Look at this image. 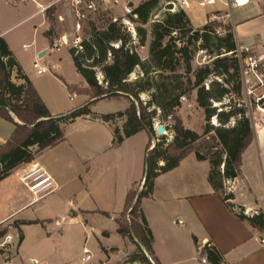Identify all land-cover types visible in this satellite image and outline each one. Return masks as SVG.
Listing matches in <instances>:
<instances>
[{"label":"trees","instance_id":"trees-1","mask_svg":"<svg viewBox=\"0 0 264 264\" xmlns=\"http://www.w3.org/2000/svg\"><path fill=\"white\" fill-rule=\"evenodd\" d=\"M171 0H146L134 7L133 15L128 19L133 23L147 26L153 13L164 7L166 14L154 21L150 31L135 28L136 40L122 24L121 20L113 22L106 13L98 14L107 20V27L99 30L95 22L89 20L85 38L69 50L76 72L83 78L87 87L69 85L63 78L71 98L86 97L87 102L72 110L67 115L53 116L43 102L33 83L24 74L7 42L0 38V118L11 122L15 130L10 139L0 147V182L8 178L21 165L30 164L35 156L46 149L57 146L65 139V128L83 117L99 118L104 122H115L126 119L121 131L115 129V145L130 138L146 128L154 133L156 121H164L169 115L174 117L173 139H158L151 149V140L147 146L146 171L142 191L133 185L128 192L124 210L116 219L118 233L128 237L137 249L128 256L124 264H161L155 256L154 238L143 214L142 200L150 198L155 189V180L179 167L180 163L191 153L197 160L209 161L211 170L209 183L215 193L237 214L239 219L251 227L264 232V214L247 216L243 209L236 212L231 204L232 194L225 195L228 181L242 177L243 154L255 138L253 120L248 116L244 104H239L242 95L241 64L238 58V46L231 27H225V35L216 34V22L207 23L198 35L192 28L185 11L178 9L172 12ZM55 6L46 11V20H54ZM149 58L143 60L138 52V45L144 47L148 37ZM50 48H54V33L49 28L44 33ZM212 37L217 43L214 51L217 58L213 62L192 68V51L196 43L202 41L209 48ZM251 55L243 52L242 56ZM184 66L185 74H178ZM140 70V77L130 81V77ZM15 79L23 83L17 84ZM192 75L191 77L189 75ZM215 77L216 79H212ZM210 81L206 88L205 83ZM196 91V102L203 111L206 125L204 134L186 129L182 120L175 116L181 107L180 98ZM142 94H148V102L141 100ZM125 99L129 107L125 112L104 116L95 115L91 108L101 101ZM228 99L229 110L218 111L215 104ZM237 99V100H236ZM223 107L225 105H222ZM226 109V108H225ZM248 109V108H247ZM160 111V114H159ZM216 118L219 126L210 125ZM16 120L18 122H16ZM232 125V126H231ZM214 136H211V135ZM217 142L225 153L223 159L218 153L209 157L195 148L198 142L210 151L214 148L210 142ZM212 142V143H213ZM223 166V169H221ZM104 216H109L103 213ZM129 220H128V218ZM15 228L20 232V245L23 234L20 226L43 225L44 222H17ZM205 246L210 264H224L222 254L214 247ZM152 260H149V255Z\"/></svg>","mask_w":264,"mask_h":264},{"label":"crops","instance_id":"crops-1","mask_svg":"<svg viewBox=\"0 0 264 264\" xmlns=\"http://www.w3.org/2000/svg\"><path fill=\"white\" fill-rule=\"evenodd\" d=\"M31 1L37 4L38 10L30 18L42 17L41 24L45 23V26L41 33L44 37L48 30L46 13L41 10L44 7L39 0ZM219 1L222 2L217 0L216 3ZM236 4L238 0L229 6L227 17L237 46L248 50L251 56L259 58L264 65V0H248L244 6ZM193 5L197 3L192 2V8ZM191 7L184 11L191 10ZM5 33L0 31V38L7 42L24 74L53 116L67 115L87 102L88 99L84 97L85 101L80 105L66 106L59 98L57 89H61L67 95L66 98H72L60 80L63 78L67 81L59 73V65L54 64L50 69L43 67L48 72L39 75L32 64L26 66L22 63ZM51 51L46 39L44 47L37 50L33 61L40 56L44 58ZM13 79L17 84L23 83L15 79V74ZM102 102L105 101L91 108L97 116L125 112L129 107L126 101L123 110L99 112L97 106ZM191 103L197 106L196 97ZM183 109L188 108L185 106ZM177 116L186 129L200 135L194 127L193 117L198 119L202 128L204 114L201 109L190 118L185 111L177 113ZM125 121L119 119L107 123L99 118H79L66 126L63 142L37 154L32 163L21 165L19 168L38 164L55 182L56 189L39 202L22 186L20 180V184H14L13 177H18L16 170L19 168L0 182V229L9 225L11 227L13 222H44L43 225L20 226L23 242L17 255L7 261L6 255L0 254V264H20V250L26 240L25 228L40 226L47 230L59 222L65 225L75 222L88 233L86 242L90 239L92 245L89 249L91 264L117 263L123 256L128 257L135 252L136 245L118 233L116 219L124 210L132 186L142 188L147 168V146L150 140L151 147L155 142L147 131H142L124 139L122 144L115 145V129L118 128L123 135ZM253 128L255 138L242 157V177L226 185L234 196L231 204L237 210L243 209L247 216L261 212L264 214V116L260 121L257 118L254 120ZM14 130L15 126L11 122L0 118V147L10 139ZM210 170L209 161H199L195 153H191L179 167L159 176L155 180L153 195L142 200L141 208L154 238L155 256L161 264H199L200 250L210 244L222 254L224 264H264V248L260 243L264 239V232L241 221L221 195L215 193L209 183ZM50 196L53 197L52 201L37 208ZM41 211L54 212L56 215L54 219L46 218L39 215ZM93 224L99 229L94 228ZM11 236L14 241L18 238L15 233ZM47 236L52 234L47 232ZM61 236L64 237V234ZM84 258L82 252L79 264H88L83 262ZM32 261L37 262L35 259Z\"/></svg>","mask_w":264,"mask_h":264},{"label":"rangeland","instance_id":"rangeland-1","mask_svg":"<svg viewBox=\"0 0 264 264\" xmlns=\"http://www.w3.org/2000/svg\"><path fill=\"white\" fill-rule=\"evenodd\" d=\"M55 0H39L40 4L46 8ZM143 1L146 0H132L133 6L140 5ZM191 3L193 0H190ZM224 3V4H223ZM235 0H222V2L216 3V5L212 7H200L194 6L191 10L186 12L189 20L191 21V25L195 33L198 35L201 34L200 30L210 22H216L219 27H216V34L220 36L225 35V27H231L230 20L227 17L229 14V5H233ZM110 7V5H108ZM38 10V6L34 1L31 0H0V31L6 32L5 36L8 40L11 41L13 44L14 49L17 51L19 59L22 63L26 66L33 65L34 63V56L37 50H41L44 47L46 39L42 35L43 27L45 26L42 23V17H34L30 18L35 11ZM46 13V11H45ZM112 14L117 17H122L123 13L120 11L119 8H114L112 10ZM166 14V10L164 7L158 8L152 17L151 22L147 26H142L140 23L134 24L135 28H145L150 31V27L154 21L162 19V17ZM46 15V14H45ZM190 16L192 17L193 21L191 20ZM54 20L52 23L47 22V29L52 28L54 33V48H52L51 52H47L39 62L42 67H46L50 69L54 64L59 65V73L62 74L67 81L65 82L69 85H77L83 88H86L87 85L82 79L80 75L76 72L74 67L73 61L69 55V50L74 47L78 43V39H84L85 32L83 30L87 29V22L92 20L95 22L96 27L99 30L105 29L107 27V20L99 15H94L89 17V20L85 21L82 24L81 31H77V22L75 19V15L73 13L72 7L67 2L63 1L55 5V12H54ZM204 21H206L205 24ZM199 26V27H198ZM151 42V37L149 36L146 44L144 47L138 45V52L139 55L143 60L149 58V45ZM217 43L215 37H212L209 43V48H205V43L199 41L196 43L194 47V51H192V68L196 70L198 67L203 66L205 64L213 62L214 59L217 58V53L214 51V45ZM27 45L30 46L27 51L23 49V46ZM50 48V45H49ZM46 49V47H45ZM58 49V50H57ZM37 60V59H36ZM141 71L138 69L131 77L130 81H135L138 77H140ZM178 74H185V67L181 66L178 69ZM192 76L191 74L189 75ZM216 79L215 77L211 78ZM210 80V81H211ZM210 81L208 80L205 85L206 88L209 87ZM63 83V82H62ZM64 84V83H63ZM65 86V85H64ZM66 87V86H65ZM67 89V88H66ZM67 91V90H66ZM57 93L59 98L65 103L66 106L76 107L85 101L84 96H80L77 98H66L65 93L61 91V89H57ZM68 93V91H67ZM69 94V93H68ZM188 100H194L196 97V91L192 94L186 96ZM197 98V97H196ZM150 96L148 94H142L141 100L143 102H148ZM237 100V99H236ZM246 101V97L241 95V99L239 104H244ZM229 104V100L226 99L223 104L217 103L214 107H217L218 111L229 110V107H226ZM246 104V103H245ZM244 104L245 108L246 105ZM129 105V104H128ZM222 105H225L224 107ZM126 107V101L124 99L119 100H111L105 101L100 103L97 106V110L99 112H114L123 110ZM185 106L181 104V107L177 109L175 116L177 113L181 111H185L186 115L190 118L192 115H196L199 111L198 105L193 109H183ZM226 108V109H225ZM248 110V116L252 119V115L250 110ZM255 118L258 121L264 116L258 112H255ZM253 120V119H252ZM216 121V124L214 123ZM254 122V120H253ZM193 124L194 127L199 131L200 136L204 134V126L206 125L205 117H204V126L201 128V124L199 123L198 119L193 117ZM210 125L212 126H219L218 121L216 118H212L210 121ZM232 126V125H231ZM211 136H214L213 134ZM204 140L211 143L214 148L212 151L209 152L207 148H205L201 142H198L195 145V148L200 151L203 155L209 157L212 153H218L223 159H225V153L220 145L217 142H213L208 140L207 137H203ZM213 142V143H212ZM223 169V166L222 168ZM14 184H20L18 177H13ZM22 184V183H21ZM23 186V184H22ZM232 194L228 191L227 186H225V195ZM50 194H47L48 196ZM46 196L39 198L37 202L45 198ZM53 200V197L47 198L41 204L37 205V208L41 206H46V202H50ZM29 215V213H25ZM46 218L54 219V212H44L41 211L39 214ZM15 224L10 227H4L0 229V240L2 238L15 233L18 237L16 238L15 243L12 246H9L8 250H1L0 254L6 255V260H11L14 258L19 250L20 247V232L18 229L13 228ZM93 227L96 229L97 226L93 224ZM111 228V227H110ZM16 230V231H14ZM47 232L51 233L52 236H47ZM64 234V237L61 236ZM25 236L26 240L21 248V257L22 260L20 264H79L81 260L82 252L85 248L91 249V241L90 239L86 242V239L89 237L88 233L80 226L77 225L75 222L70 225H65L64 222L54 223L53 225L49 226L46 230L40 226H31L25 228ZM2 242V241H0ZM136 251V250H135ZM137 252V251H136ZM149 255V254H148ZM35 259L37 262H33L32 260ZM128 259L127 256H123L121 261L117 263H107V264H124V262ZM149 260H152L151 256L149 255Z\"/></svg>","mask_w":264,"mask_h":264},{"label":"built area","instance_id":"built-area-1","mask_svg":"<svg viewBox=\"0 0 264 264\" xmlns=\"http://www.w3.org/2000/svg\"><path fill=\"white\" fill-rule=\"evenodd\" d=\"M67 2L72 7L75 19L77 22V31H81L82 24L89 17L98 15L101 13H106L113 22L121 20L122 24L127 28V30L133 35L134 40H136V32L134 24L128 19L129 16H133L134 19H137L136 15H133V2L132 0H55L46 8H41L42 11H47L49 8L57 5L60 2ZM217 0H193L201 7L211 6L216 3ZM236 3V0H235ZM110 5V7L108 6ZM167 5L172 6V12L181 9L186 10L190 9L191 1L190 0H171ZM238 5V4H236ZM232 6V5H229ZM239 6V5H238ZM114 8H119L123 13L122 17H117L112 14ZM81 42V39H78V45ZM30 46H23V49L27 51ZM248 53V50L239 49L237 51L238 58L241 64V81H242V93L246 97L244 104L246 108L250 110L252 119L255 120V112L264 115V65L262 64L259 58L248 55L246 57L242 56V53ZM40 58L34 62L33 67L39 75H43L48 72L47 69L43 68L39 62ZM180 103L183 106H186L188 109H193L194 105L191 103L186 96L180 98ZM160 114V111H159ZM174 117L169 115L164 121H156L154 125V138L152 139L155 144L158 142V139L162 136H159L157 133V127L161 126L164 128V135L168 137L169 142L173 139L174 131ZM155 144L151 147L154 148ZM16 175L19 177L20 182L23 186L31 193L35 200L46 196L47 194L52 193L55 189V182L53 178L38 164L33 165L32 167L24 166L16 170ZM229 182V181H228ZM227 182V183H228ZM226 183V185H227ZM229 191V190H228ZM238 212V210H236ZM258 215L259 213H255ZM254 215V214H253ZM128 218V216H127ZM129 220V218H128ZM182 224V222H178ZM15 241L11 235H7L3 238V241L0 243L1 250H8L9 246H12ZM261 246L264 248V239L261 240ZM208 247H211L210 245ZM85 258L83 262L91 264V252L89 249L85 248L83 250ZM199 264H210L208 261L207 253L205 247L199 252Z\"/></svg>","mask_w":264,"mask_h":264},{"label":"water","instance_id":"water-1","mask_svg":"<svg viewBox=\"0 0 264 264\" xmlns=\"http://www.w3.org/2000/svg\"><path fill=\"white\" fill-rule=\"evenodd\" d=\"M39 58H42V56H40ZM146 131L148 132V134L151 137V139H153L154 138V133H152L151 130H149L148 128H146ZM157 133H158L159 136H163L164 135V128L161 127V126L157 127ZM141 191H142V188L139 189L138 195L136 197V200L138 199L139 194H140Z\"/></svg>","mask_w":264,"mask_h":264},{"label":"bare ground","instance_id":"bare-ground-1","mask_svg":"<svg viewBox=\"0 0 264 264\" xmlns=\"http://www.w3.org/2000/svg\"><path fill=\"white\" fill-rule=\"evenodd\" d=\"M248 3V0H238V4L244 6ZM216 124V122H214Z\"/></svg>","mask_w":264,"mask_h":264}]
</instances>
